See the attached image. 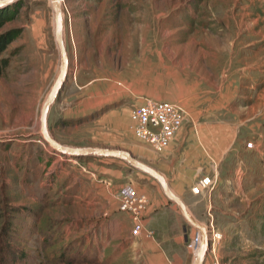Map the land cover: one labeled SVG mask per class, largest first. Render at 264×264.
Here are the masks:
<instances>
[{
	"label": "rangeland",
	"instance_id": "obj_1",
	"mask_svg": "<svg viewBox=\"0 0 264 264\" xmlns=\"http://www.w3.org/2000/svg\"><path fill=\"white\" fill-rule=\"evenodd\" d=\"M61 2L68 69L49 108L51 136L69 146L123 149L150 165L149 150L129 129V110L143 98L183 105L188 97L191 106L216 104L242 119L243 139L256 147L235 162L247 190L215 211L202 202L204 221L221 234L203 264H264V0ZM6 7L12 18L0 32L17 35L0 76V264H140L134 222L114 195L128 183L153 184L166 196L121 159L64 155L43 141L40 109L59 72L52 0ZM118 168L127 182L113 197L105 188L92 196L110 176L105 171ZM178 220L185 264H193L196 230L180 212Z\"/></svg>",
	"mask_w": 264,
	"mask_h": 264
},
{
	"label": "crops",
	"instance_id": "obj_2",
	"mask_svg": "<svg viewBox=\"0 0 264 264\" xmlns=\"http://www.w3.org/2000/svg\"><path fill=\"white\" fill-rule=\"evenodd\" d=\"M184 100L187 102L181 103L186 117L170 145L162 151H154L148 144L141 143L150 152V165L163 174L171 190L183 200L189 212L201 223H208V230L211 227L209 224L215 229L212 220L204 221L202 202H209L208 208L215 211L220 208L217 202H234L240 190L245 193L247 177L244 176L245 171L235 166V162L256 147L246 148L245 142L248 140L244 141L243 138L248 134H244L246 130L242 125L245 121L242 119L226 117L216 104L198 108V105H190V98ZM219 111L223 112L222 117L220 113L215 115ZM259 145L258 142L256 146ZM105 173L110 176L101 178L100 187L92 190V196H99L100 188L111 193L127 182L121 168L109 169ZM204 175H210L215 180L214 187L210 191L193 193L191 187ZM135 189L148 198V207L141 218L142 229L135 235L139 263L165 264L173 261L185 264L189 250L180 247H185V234L180 227L177 206L165 199L153 184L141 185L140 191ZM104 200L106 202V197ZM177 245L180 247L178 251L172 249Z\"/></svg>",
	"mask_w": 264,
	"mask_h": 264
},
{
	"label": "built area",
	"instance_id": "obj_3",
	"mask_svg": "<svg viewBox=\"0 0 264 264\" xmlns=\"http://www.w3.org/2000/svg\"><path fill=\"white\" fill-rule=\"evenodd\" d=\"M186 117L184 107L168 100H159L149 97L143 98L141 103L133 105L129 110V129L140 142L148 144L154 151L167 148L176 133L179 131ZM254 142H245L246 148H254ZM215 185V180L210 175H204L192 187L191 191L199 194L203 190L210 191ZM120 211L128 212L134 222L132 234L137 235L142 229V214L148 206V198L144 193L138 192L132 185H125L115 193ZM209 251H214V244L221 234L209 230ZM200 243V235L195 231L189 242V248L195 252ZM213 264H219L215 259ZM165 264H177L167 261Z\"/></svg>",
	"mask_w": 264,
	"mask_h": 264
},
{
	"label": "water",
	"instance_id": "obj_4",
	"mask_svg": "<svg viewBox=\"0 0 264 264\" xmlns=\"http://www.w3.org/2000/svg\"><path fill=\"white\" fill-rule=\"evenodd\" d=\"M18 1V0H0V8L6 7L9 4ZM60 0H53L52 9H53V33L54 40L58 49L59 55V72L52 84L47 96L45 97L39 114V133L43 141L54 151L59 152L64 155L69 156H88L96 155L102 157H112L125 161L129 166L147 174L152 179H154L160 186L163 194L166 198L172 201L178 208L182 217L185 221L192 226L201 236L199 250L193 258V264H203L205 256L209 252V234L208 228L205 224L198 221L193 215L189 212L183 200L176 195L168 185L163 174L152 167L134 157L130 152L118 149V148H106V147H91V146H68L64 145L57 140H55L49 133L47 126L48 112L51 104L55 101L57 95L60 92V89L65 81L67 69H68V58L66 55V48L64 46V41L62 39V9L60 6Z\"/></svg>",
	"mask_w": 264,
	"mask_h": 264
},
{
	"label": "trees",
	"instance_id": "obj_5",
	"mask_svg": "<svg viewBox=\"0 0 264 264\" xmlns=\"http://www.w3.org/2000/svg\"><path fill=\"white\" fill-rule=\"evenodd\" d=\"M9 9L10 8L7 7L0 8V29L12 18V14L9 13ZM16 35L17 30L15 29H6L0 32V76L5 73L9 64V57L3 56V53L8 48L9 44L14 40Z\"/></svg>",
	"mask_w": 264,
	"mask_h": 264
},
{
	"label": "bare ground",
	"instance_id": "obj_6",
	"mask_svg": "<svg viewBox=\"0 0 264 264\" xmlns=\"http://www.w3.org/2000/svg\"><path fill=\"white\" fill-rule=\"evenodd\" d=\"M61 1V0H60ZM52 2H53V0H52ZM60 6H61V9H62V2L60 3ZM62 14V13H61ZM62 19H63V17H62ZM62 39H63V41H64V37H63V25H62ZM64 46H65V42H64ZM66 55H67V53H66ZM69 146V145H68ZM94 147V146H93ZM194 217V216H193ZM200 235V234H199ZM200 240H201V236H200ZM199 245H200V243L198 244V246H197V248L195 249V252H194V255H196V252L199 250Z\"/></svg>",
	"mask_w": 264,
	"mask_h": 264
}]
</instances>
